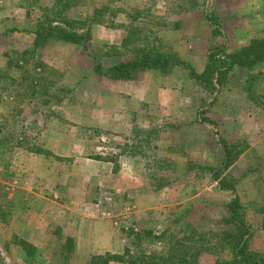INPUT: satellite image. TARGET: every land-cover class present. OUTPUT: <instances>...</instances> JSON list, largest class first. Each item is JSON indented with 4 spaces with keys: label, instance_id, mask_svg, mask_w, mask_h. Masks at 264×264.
I'll use <instances>...</instances> for the list:
<instances>
[{
    "label": "rangeland",
    "instance_id": "374dc122",
    "mask_svg": "<svg viewBox=\"0 0 264 264\" xmlns=\"http://www.w3.org/2000/svg\"><path fill=\"white\" fill-rule=\"evenodd\" d=\"M49 4L0 0V264H153L184 223L207 238L198 262L213 264L231 256L217 246L233 195L264 252V63L233 70L216 95L178 68L119 80L96 67L128 55L107 53L132 30L201 71L215 49L264 36V0H78L67 15L86 46L47 41L23 59ZM218 168L234 192L218 188Z\"/></svg>",
    "mask_w": 264,
    "mask_h": 264
},
{
    "label": "trees",
    "instance_id": "16d2710c",
    "mask_svg": "<svg viewBox=\"0 0 264 264\" xmlns=\"http://www.w3.org/2000/svg\"><path fill=\"white\" fill-rule=\"evenodd\" d=\"M77 2L78 0H50L49 5L43 6L42 14L36 19L33 30V43L22 53L23 59L26 57L25 54H34V49L47 41L86 46L89 36L87 32L80 31L84 24L83 21L67 15V10ZM134 41L139 42V46L131 50L130 47ZM156 42L154 40L147 41L143 37L135 38V32L129 30L120 47L112 46L113 50L107 53L120 56L125 55V51H128V55L106 67L98 63L96 66L97 72L110 79L133 80L146 70H156L161 75H168L178 68L184 71L187 79L203 86L212 95H216L218 87L224 85L230 72L237 68L252 70L256 65L264 63V36L253 37L248 43L228 52L215 49L207 56V61L201 71H198L189 61L177 54L163 49L160 42ZM41 65L42 62L36 60L34 69ZM262 93L264 94V89ZM201 120L208 124L212 123L204 117ZM223 145H226L225 141H223ZM237 155L232 156L231 152H227L224 162L228 163ZM219 171L220 168L216 169V174L214 173V176L218 179V188L223 191L234 192L237 179L227 174L219 176ZM225 207L227 212L225 220L228 230L221 234L217 247L219 249L227 248L231 256L216 259L213 264H264V252L249 247L252 235L251 228L246 221L245 211L238 196L233 195L225 203ZM258 211L264 216V205ZM185 230L188 231V235L183 234L177 240L178 247L175 248L176 250L172 249L170 251L168 249L166 254L156 256L153 264H201L198 262L197 257L204 247L200 246L198 248L197 244L204 242L207 238H202L204 233H197L189 223L180 226L179 231L185 232ZM187 238L191 239L193 245L186 243ZM19 244L26 254V261L31 263L34 246L23 240ZM210 252L213 253L214 250ZM115 258H117L115 255H97L93 257L90 264H109L111 259ZM119 259H122V256H119Z\"/></svg>",
    "mask_w": 264,
    "mask_h": 264
},
{
    "label": "crops",
    "instance_id": "0c3cea01",
    "mask_svg": "<svg viewBox=\"0 0 264 264\" xmlns=\"http://www.w3.org/2000/svg\"><path fill=\"white\" fill-rule=\"evenodd\" d=\"M89 218V217H88Z\"/></svg>",
    "mask_w": 264,
    "mask_h": 264
}]
</instances>
